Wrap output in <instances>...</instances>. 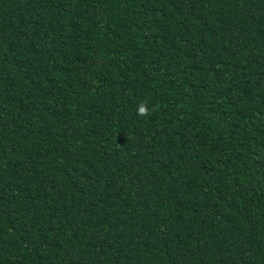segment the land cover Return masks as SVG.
Returning a JSON list of instances; mask_svg holds the SVG:
<instances>
[{
  "label": "trees",
  "instance_id": "trees-1",
  "mask_svg": "<svg viewBox=\"0 0 264 264\" xmlns=\"http://www.w3.org/2000/svg\"><path fill=\"white\" fill-rule=\"evenodd\" d=\"M0 264H264V0H0Z\"/></svg>",
  "mask_w": 264,
  "mask_h": 264
},
{
  "label": "clouds",
  "instance_id": "clouds-1",
  "mask_svg": "<svg viewBox=\"0 0 264 264\" xmlns=\"http://www.w3.org/2000/svg\"><path fill=\"white\" fill-rule=\"evenodd\" d=\"M145 111H146L145 108H140V109H139L140 114H144Z\"/></svg>",
  "mask_w": 264,
  "mask_h": 264
}]
</instances>
